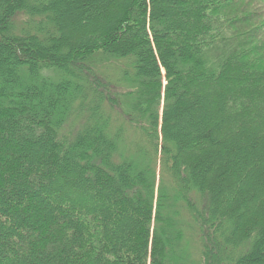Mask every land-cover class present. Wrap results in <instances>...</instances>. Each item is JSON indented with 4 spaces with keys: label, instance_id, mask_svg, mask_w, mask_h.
Instances as JSON below:
<instances>
[{
    "label": "trees",
    "instance_id": "obj_1",
    "mask_svg": "<svg viewBox=\"0 0 264 264\" xmlns=\"http://www.w3.org/2000/svg\"><path fill=\"white\" fill-rule=\"evenodd\" d=\"M0 264H264V0H0Z\"/></svg>",
    "mask_w": 264,
    "mask_h": 264
},
{
    "label": "rangeland",
    "instance_id": "obj_2",
    "mask_svg": "<svg viewBox=\"0 0 264 264\" xmlns=\"http://www.w3.org/2000/svg\"><path fill=\"white\" fill-rule=\"evenodd\" d=\"M115 75V74H114ZM115 83V82H114ZM115 112L116 111H111L110 113L112 114L111 115V117H112V129L114 130V129H116L115 127L117 126V124L119 123V122H121L120 120L118 121V119H117V115L115 114ZM119 116V115H118ZM120 117V116H119ZM145 124V123H144ZM132 128H131V126H129V124L128 123H126V124H124V131H123V135H125L128 139H127V141H129V140H133L134 138H135V136H134V134L132 133ZM121 132V131H120ZM159 171H158V167H157V169H156V180H157V182H158V173ZM189 235H190V232H188L187 233V237H189ZM192 247L194 248V249H192V254L194 255V257H196L195 256V253L198 251V248H197V241H194L193 242V244H192ZM199 253H197V255H198ZM200 257V256H199Z\"/></svg>",
    "mask_w": 264,
    "mask_h": 264
}]
</instances>
